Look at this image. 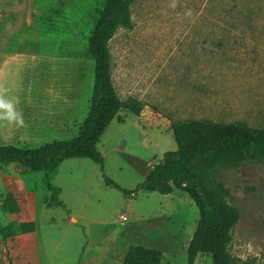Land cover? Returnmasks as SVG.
I'll return each instance as SVG.
<instances>
[{
  "label": "rangeland",
  "instance_id": "rangeland-1",
  "mask_svg": "<svg viewBox=\"0 0 264 264\" xmlns=\"http://www.w3.org/2000/svg\"><path fill=\"white\" fill-rule=\"evenodd\" d=\"M102 1L0 0V86L19 97L26 123L0 122V143L38 146L76 134L91 91L87 38ZM131 14L133 27L109 42L111 74L119 99L143 108H121L101 136L103 171L87 158L63 160L50 179L61 205L47 207L43 172L0 164V202L13 190L21 206L18 214L0 206V225L35 222V264H119L122 253L112 249L130 245L161 250V264H186L193 200L181 190H136L176 149L171 123L264 128V0H136ZM104 175L135 192L123 194ZM221 179L240 213L230 252L264 264V162L224 168ZM16 237L0 239V264H20ZM194 264L212 261L199 254Z\"/></svg>",
  "mask_w": 264,
  "mask_h": 264
},
{
  "label": "trees",
  "instance_id": "trees-1",
  "mask_svg": "<svg viewBox=\"0 0 264 264\" xmlns=\"http://www.w3.org/2000/svg\"><path fill=\"white\" fill-rule=\"evenodd\" d=\"M136 0H103L93 10V25L87 38L91 57L92 80L87 111L76 134L38 146L0 143V164H17L23 170L43 172L49 191L47 207L59 206L61 189L50 183L59 164L69 158H87L100 165L104 157L98 149L100 138L121 108L139 115L143 103L119 99L111 74L109 42L121 27L131 29V5ZM176 149L166 150L150 168L136 190L169 194L185 192L198 210L196 229L187 246L186 264H194L199 254L210 257L212 264H253L239 261L230 252L232 231L240 213L232 204L233 195L221 179L224 168L247 162H264V128H254L245 121L178 120L171 123ZM105 183L123 194H132L106 175ZM5 214L21 211L17 196L7 191L0 202ZM34 221L0 225V239L34 232ZM163 252L156 248L131 245L122 264H161Z\"/></svg>",
  "mask_w": 264,
  "mask_h": 264
},
{
  "label": "clouds",
  "instance_id": "clouds-1",
  "mask_svg": "<svg viewBox=\"0 0 264 264\" xmlns=\"http://www.w3.org/2000/svg\"><path fill=\"white\" fill-rule=\"evenodd\" d=\"M20 102L19 97L9 96L7 90L0 86V122H6L17 128L25 127L23 111L18 108Z\"/></svg>",
  "mask_w": 264,
  "mask_h": 264
},
{
  "label": "crops",
  "instance_id": "crops-1",
  "mask_svg": "<svg viewBox=\"0 0 264 264\" xmlns=\"http://www.w3.org/2000/svg\"><path fill=\"white\" fill-rule=\"evenodd\" d=\"M10 191L14 193L13 190H10ZM20 208H21V206H20ZM127 218H128V216H127ZM150 230H152V227L150 228ZM13 242L15 245V251H16L17 255L20 257V260H19L20 264H35V261L29 257L30 254L32 253V251L34 250V238L31 236V232L22 233V234L17 235V237L15 238V240ZM146 247H148V246H146ZM128 248H127V246H122L120 248L117 247L115 249H112L113 253H118V252L122 253L121 261L119 262V264H122V261L124 259V256H125Z\"/></svg>",
  "mask_w": 264,
  "mask_h": 264
},
{
  "label": "built area",
  "instance_id": "built-area-1",
  "mask_svg": "<svg viewBox=\"0 0 264 264\" xmlns=\"http://www.w3.org/2000/svg\"><path fill=\"white\" fill-rule=\"evenodd\" d=\"M120 219H121V221L126 220V219H127V215H126V214H124V215H120Z\"/></svg>",
  "mask_w": 264,
  "mask_h": 264
}]
</instances>
